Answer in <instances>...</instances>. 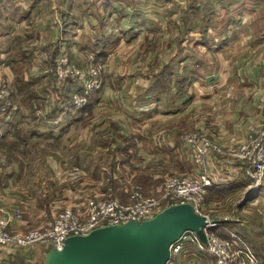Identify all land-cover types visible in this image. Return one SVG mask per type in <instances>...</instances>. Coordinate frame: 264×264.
I'll return each instance as SVG.
<instances>
[{
  "label": "crops",
  "instance_id": "crops-1",
  "mask_svg": "<svg viewBox=\"0 0 264 264\" xmlns=\"http://www.w3.org/2000/svg\"><path fill=\"white\" fill-rule=\"evenodd\" d=\"M61 53L78 64L94 53L104 66L101 88L73 112L78 120L72 126L80 123L86 132L82 155L109 152L116 170L135 179L144 170L153 188L142 190L153 196L164 178L192 173L182 136L198 131L227 151L207 160L210 178L243 177L230 152L264 129V0H0V85L6 81L12 88V106L0 120V146L12 139L20 147L28 144L30 114L34 124L40 119L46 127L71 114L56 107L60 92L53 71ZM40 102L43 112L53 110L50 116L40 111ZM16 157L23 163L28 156ZM24 165L0 153V216L19 207L22 221L7 227L18 233L43 226L54 214L26 204L18 187ZM254 200L261 202L264 228V197ZM260 237L256 248L243 239L263 259L264 233ZM46 251L0 246V264H43ZM205 261L212 264L205 256L194 264Z\"/></svg>",
  "mask_w": 264,
  "mask_h": 264
},
{
  "label": "built area",
  "instance_id": "built-area-1",
  "mask_svg": "<svg viewBox=\"0 0 264 264\" xmlns=\"http://www.w3.org/2000/svg\"><path fill=\"white\" fill-rule=\"evenodd\" d=\"M103 72V63L94 53H88L83 64L76 63L66 53L57 57L54 77L61 91L70 86V109L77 111L89 103L91 94L102 85ZM11 94L9 84L2 81L0 112L3 114L12 106ZM183 141L193 153V171L187 176L164 178L158 186L157 195H145L141 188L135 187L125 202L118 199H87L82 207L62 208L43 226L25 233L7 229L10 222L22 221V210L15 207L11 211H3L0 216V246H43L60 250L70 236H84L98 228L124 225L130 221H146L166 207L188 204L206 221L201 228L206 243H202L194 231H184L170 245V257L166 264H194L202 256L212 264H264L243 237L229 230L227 225L211 220L206 212V196L213 185L206 163L212 155L226 151L222 152L217 144L202 138L197 131L185 135ZM230 154L245 164L244 175L252 181L253 191L264 197V129L249 135Z\"/></svg>",
  "mask_w": 264,
  "mask_h": 264
},
{
  "label": "rangeland",
  "instance_id": "rangeland-1",
  "mask_svg": "<svg viewBox=\"0 0 264 264\" xmlns=\"http://www.w3.org/2000/svg\"><path fill=\"white\" fill-rule=\"evenodd\" d=\"M53 78L56 82L54 71ZM69 89L70 86L62 91L59 89L60 94L58 93L57 98L59 102L58 105L55 104L56 107L61 106L63 109H68L65 114L68 111L71 113L68 117L66 115L62 116V118L67 117L66 120L51 119L47 122L49 126L46 127L41 125L40 119H38L37 124H34L33 116L30 114L27 117L29 124L26 127L27 135L25 136L29 141L28 144L20 147V145H15L12 139L8 140L7 144L4 143L6 145L0 146V153L9 155L10 160L15 161V165L20 163L24 165L25 163L26 177L19 178L18 187L26 193V204H30L31 201L33 202L32 204H40L41 207H48L52 212L56 213L66 207H82L87 199L92 198L118 199L121 201H125L126 198V201H128L129 194L135 187H139L149 193L153 188V184L150 178L145 176L144 170H140V175L144 176L135 179L128 176V171L126 172L124 169L116 170L118 168L117 163L110 159L109 152H106V154L104 152L94 154L91 157L82 155V141L86 132H84L80 123L78 126H75V124L72 126L71 124L78 120V115L74 113L81 109L73 111L68 107L70 99ZM96 91L92 94L96 93ZM225 100L229 101L230 99L226 98ZM38 108L43 112L41 102L38 103ZM37 112L39 113V110ZM52 112L53 110L44 111L43 113L50 116ZM4 114L0 112L1 121L4 120ZM34 117L36 118L38 115H34ZM39 117L45 118L46 116ZM44 120L48 121V118ZM70 125L71 128L67 129ZM34 132L39 133L40 136L32 138L30 134ZM189 133L191 132H185L182 138L184 139L185 135ZM200 136L206 139L203 135L200 134ZM21 140L19 139L21 144H23L24 142ZM104 148L115 149L116 147L104 145L102 149ZM188 149L192 156L191 148L188 147ZM221 149L223 150L222 152L226 151L223 148ZM128 152L130 154L131 151ZM18 154L23 156L26 154L28 156L25 158L26 161H23V163L18 162L16 157ZM125 156L127 157L128 153ZM127 159L129 160V156ZM234 161L235 164L233 166L239 169L241 172L240 176L243 177L237 180H226L227 178H224V181L221 178L214 179L205 200L206 212L211 220L227 225L229 230L238 233L250 246L260 247L257 238L261 239L260 236L264 233V228L261 225V202H254V199L257 200L259 195L255 192L256 190L253 191L252 181L244 176L245 164L237 159ZM190 163L193 164V156ZM80 165L86 171L83 175L78 174V166ZM115 171L116 178L114 175ZM103 172L107 173V175H102ZM218 177H223V175L220 174ZM106 193H109V195L107 196ZM263 259L261 260L263 261ZM206 263L210 264V262Z\"/></svg>",
  "mask_w": 264,
  "mask_h": 264
},
{
  "label": "water",
  "instance_id": "water-1",
  "mask_svg": "<svg viewBox=\"0 0 264 264\" xmlns=\"http://www.w3.org/2000/svg\"><path fill=\"white\" fill-rule=\"evenodd\" d=\"M204 217L188 204L164 208L153 218L98 228L84 236H70L58 250L44 253L43 264H166L169 247L184 231H194L206 243Z\"/></svg>",
  "mask_w": 264,
  "mask_h": 264
},
{
  "label": "trees",
  "instance_id": "trees-1",
  "mask_svg": "<svg viewBox=\"0 0 264 264\" xmlns=\"http://www.w3.org/2000/svg\"><path fill=\"white\" fill-rule=\"evenodd\" d=\"M54 68H55V63H54ZM87 105H88V104H87ZM87 105H86V106H87Z\"/></svg>",
  "mask_w": 264,
  "mask_h": 264
}]
</instances>
